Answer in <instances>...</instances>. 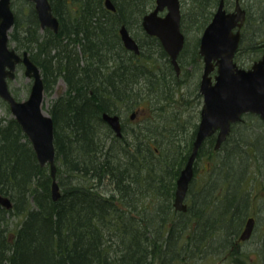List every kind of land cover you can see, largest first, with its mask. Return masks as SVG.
<instances>
[{"label":"trees","instance_id":"16d2710c","mask_svg":"<svg viewBox=\"0 0 264 264\" xmlns=\"http://www.w3.org/2000/svg\"><path fill=\"white\" fill-rule=\"evenodd\" d=\"M49 2L59 21L56 33L48 28L39 31L33 8L26 23L15 14L9 41L18 52L28 51L40 68L44 92L57 79L64 80V91L47 107L54 125L56 178L62 194L57 201L51 199L49 168L40 166L16 119L0 117V193L12 202L9 209L0 205V264L5 259L10 264H167L171 258L172 264H182L184 259L195 261L188 264H205V254L184 248L193 245L189 237L181 240L185 251L180 245L159 254V244L169 249L166 246L177 229L174 216L183 220L178 228L187 230L190 218L198 226L202 213L214 211L221 203L228 207L226 216L241 225L248 209L239 188L245 177L232 167L243 157L237 151L219 156L213 151V137H208L197 159L205 152L219 175L226 167V179L218 185L211 183L209 193L197 194L205 199L202 204L191 205L185 213L174 210L175 180L190 154L197 124L185 131L183 124L173 128L160 119L159 112L173 100L183 80L182 69L177 75L159 40L141 27V16L153 8L154 0H113L115 11L104 8L103 0ZM207 3L194 0L191 4L196 7L192 13L198 22L208 17ZM189 16L181 10L185 43L180 68L182 53L188 49L185 24ZM121 24L137 41L138 54L122 45L118 33ZM193 54L196 57L198 49ZM13 95L21 98L14 91ZM143 103L147 115L138 128L124 127L121 137L102 120L103 112H134ZM0 108L9 111L1 99ZM246 115L238 124L240 141L259 136L264 146V125L256 114L248 117L260 124L257 136L250 135L253 130L241 131ZM245 164L244 160V175L249 168L245 169ZM105 176L108 182L101 186ZM124 182L130 183L127 193L121 187ZM220 189L223 195L218 194ZM200 192H205L204 188ZM188 193L192 199V189ZM215 196L222 202L215 201ZM233 209L236 213L230 211ZM240 225L233 229L219 225L196 244L204 246L213 236L223 234L225 243L219 252H230L233 262L239 264L240 249L232 243L226 245V240ZM107 236L113 238V244H103ZM197 245L194 248L207 251Z\"/></svg>","mask_w":264,"mask_h":264},{"label":"water","instance_id":"95a60500","mask_svg":"<svg viewBox=\"0 0 264 264\" xmlns=\"http://www.w3.org/2000/svg\"><path fill=\"white\" fill-rule=\"evenodd\" d=\"M41 28L53 32L59 29L58 18L53 14L49 0H29ZM11 0H0V98L8 104L10 113L29 139L40 166L48 165L52 178L53 197L59 195L56 182V163L54 146V125L50 115L43 112V81L39 67L31 60L25 50L21 54L8 46V32L14 23ZM107 6H113L107 2ZM161 15L160 12L164 11ZM240 17V13L226 14L220 3L211 23L205 28L200 41L199 52L203 57L204 67L199 83V92L203 97L200 118L192 142L191 153L186 165L177 178V190L174 201L175 209H185L182 200L187 184L192 176V165L203 141L217 131L215 147L217 148L230 131V125L241 119L244 113L257 114L264 122V55L251 68L243 69L233 62L239 33H231V28ZM179 0H155L152 10L143 16L142 27L148 35L159 39L168 54L177 73L179 66L177 56L184 44V35L180 30ZM120 39L127 50L139 52L135 39L128 29L119 28ZM212 59H216L218 69L212 77ZM22 64L24 74L32 79L27 98L17 100L9 91L8 79L15 76L16 65ZM106 122L117 137L121 136V125L116 114L102 113ZM133 117V116H132ZM0 205L9 208L11 200L0 193ZM253 218L247 219L240 239H247L253 227Z\"/></svg>","mask_w":264,"mask_h":264},{"label":"rangeland","instance_id":"374dc122","mask_svg":"<svg viewBox=\"0 0 264 264\" xmlns=\"http://www.w3.org/2000/svg\"><path fill=\"white\" fill-rule=\"evenodd\" d=\"M181 1V10L186 14V16L190 15V17L194 16L192 3L188 2L187 0H180ZM254 6H258L260 9V16L264 17V0H252ZM256 3V4H255ZM11 8L17 13L18 17L20 18V22L23 24L26 23L27 17L28 19L31 18L30 10L33 9L34 5L31 1L28 0H11ZM188 18V21H189ZM197 18V17H196ZM188 23V22H187ZM21 24V25H22ZM20 25V26H21ZM41 29H39L40 31ZM185 34L187 35V44L188 49H185V51L182 53L181 60L183 61V66L181 67L182 72L180 75V78H182L183 83H179V87L176 88V92L173 94L174 98L173 100H170L168 104H166L163 111L159 112L160 119L163 120L167 125L176 128L177 124H183L184 130H187V127H190L192 124H197L199 121V111L201 109L202 99L201 95L198 91V83L200 80V75L202 72V67L199 65L197 55L194 56V50L198 49V39L200 35L201 30H191L188 26L185 29ZM13 29L9 31L12 32ZM10 45L14 46V42L10 41ZM244 46V44H243ZM186 47V48H187ZM248 55V54H245ZM194 59V60H193ZM194 64H192V62ZM240 61L244 62L246 61V58H240ZM195 67V68H194ZM194 69H198V71H194ZM195 72V73H194ZM31 80L26 77V75L23 72L22 65H17L16 71H15V78L11 81H9V87L10 89L15 93L18 94L19 97L25 98L28 94L29 88H30ZM64 80L57 79L56 83L52 88H50L49 91L44 92V96L41 102V108L43 109V112L48 114L47 107L49 103L55 99L61 92L64 91ZM162 104V102H161ZM146 104H142L139 107L135 109V116L131 120H128V115H130V111L125 113H122L124 116V122L126 124L125 128H129V126H137L142 121V119L147 115L146 107L144 106ZM11 115L9 111L5 110V108H0V117L5 118L7 116ZM49 115V114H48ZM127 115V116H126ZM255 119H248L244 120V125L241 129L243 132H250V130L260 131L259 128L260 124L257 122H254ZM248 124V126H247ZM189 125V126H188ZM248 127V130H247ZM247 132V133H248ZM232 135H238L239 131L234 130ZM257 136V134H256ZM183 139H187L186 136L181 135ZM185 141H182L181 144H183ZM233 141H230V143ZM229 145H227L228 147ZM261 152H260V151ZM249 148L246 151L240 154L239 156H242L245 160V169L248 168V171L246 172V175H244L243 165L244 160L241 159V163H237L232 167V169L237 173H243V179L242 183H239L240 190L243 191V197L244 199H249V206L247 211H249L254 217H255V228L253 232V236L250 237L248 241H246L242 248H240V254H239V264H264V146L263 148ZM205 152L203 155L197 159V172H202L204 167H206L207 174L206 177H203L204 182L210 181V184L213 183L215 185H218L222 183L221 181H224L226 178L225 171L226 167L222 169L221 175L216 171L213 165H208L209 161L205 157ZM215 161V160H214ZM209 166V168H208ZM213 174H215L214 177H211ZM220 177L221 180H220ZM232 181V179H231ZM205 186V185H204ZM213 186V185H212ZM203 187L199 188V191H201ZM210 188V187H209ZM213 189V187H212ZM222 190H218V194H222ZM239 190V189H238ZM196 191L197 189H192V194L197 195ZM217 193V192H213ZM214 195V194H212ZM223 195V194H222ZM223 232L222 230H219ZM188 232V230H187ZM191 234V231H189ZM187 237V236H186ZM224 235L221 234L218 237L213 236L210 238L211 242L212 240L215 241V243L222 242L224 239ZM178 244H181V248H183L184 243H181V241L177 242ZM209 245H201L198 244L197 246L201 247L202 249H207V251H202L200 249L192 248L191 246L184 247L191 249L192 252H199L202 256V259L204 260L205 264H235L233 262V256L230 252H219V250H214L218 248V246H212L215 244ZM180 246V245H179ZM178 247V246H177ZM182 249L185 251V249ZM229 251V250H226ZM175 261H178L175 259ZM180 262V261H179Z\"/></svg>","mask_w":264,"mask_h":264},{"label":"flooded vegetation","instance_id":"af4514ba","mask_svg":"<svg viewBox=\"0 0 264 264\" xmlns=\"http://www.w3.org/2000/svg\"><path fill=\"white\" fill-rule=\"evenodd\" d=\"M179 2L181 3L180 0H179ZM193 3H194V0H193ZM206 3H207V5H210V8H209L210 12L208 14V17H206L203 22H198L197 21L198 18H196L195 12H194V16L190 17L189 21L187 19V22L189 23L190 29L191 30H193V29L201 30L200 31V35H199L200 36L199 40H200L205 28L211 23V21H212V19L214 17V14L216 13V11L219 8L220 3H222V9H223L224 13H226V14H233V13H237V12L240 13V17L236 20V22L234 23L235 25L231 28V33L232 34H234L236 32L239 33V39H238V42H237V48L234 51L232 60L236 64V66L239 67V68H243V69L251 68L252 65L264 55V17H259L260 16L259 7L258 6H254L252 0H206ZM10 6H11V3H10ZM195 8L196 7L193 6V9H195ZM12 11H13V9H12ZM13 13H14V18H15V12L13 11ZM14 22H15V20H14ZM187 22L185 24V29L188 26ZM13 25H14V23H13ZM141 27H142V24H141ZM40 29L43 30L44 28H40ZM142 29H143V27H142ZM180 29H181V18H180ZM143 31H144V29H143ZM8 35H9V32H8ZM183 35H184V33H183ZM148 36H152V35H148ZM121 43H122V41H121ZM184 43H185V35H184ZM243 44H244V46H243ZM8 46H9V48H14L13 46L10 45L9 36H8ZM183 49H184V44H183V47H182L181 51L179 52V54L177 56V62L179 64V68L181 66L180 62H179L180 61V57L179 56H180V54H181ZM17 53H19V52H17ZM21 53H19V54H21ZM165 53H166V51H165ZM245 54H248V55H245ZM29 56H30V54H29ZM167 56H168V54H167ZM198 56H199V58H198L199 65H201L202 70H203L204 61H203L202 55L199 52V42H198ZM240 58H246V61L242 62V61H240ZM181 62L183 63L182 60H181ZM194 62L195 61H193L192 64H194ZM211 62H212V66H213V70L211 72V76L213 77L215 75V73L217 72L218 64L216 62V59H212ZM170 63H171V61H170ZM17 65H19V64H17ZM17 65H16V68H17ZM20 65H22V64H20ZM22 67H23V65H22ZM194 71L196 72V71H198V69H194ZM23 72H24V67H23ZM180 72H181V68H180ZM14 78H15V76H14ZM13 79H8L7 80L9 89H10L9 81H11ZM29 79L32 81L31 78H29ZM200 79H201V76H200ZM199 83H200V80H199ZM199 83H198V91H199ZM30 87H31V84H30ZM10 91L13 93L14 90L12 91L10 89ZM199 94L201 95L200 92H199ZM201 99H202V104H203L202 95H201ZM199 113H200V111H199ZM250 114H253V113H244V114H242L243 117L246 115L244 120H248L249 119L248 115H250ZM116 115H118V117H119L121 130H123V128L126 126V124L124 122V116L122 115V113L116 114ZM134 115H135V112H130V115H128V117H127L128 120H130V119L132 120V118H133L132 116H134ZM242 116H241V118H242L241 121L243 120ZM239 123H240V120L235 122V123H232L230 125V131L231 130L240 131L239 126H238ZM243 123H244V121H243ZM263 132H264V129H263ZM256 133H258V131H256ZM216 134H217V132H215V133H213L211 135V137H213L214 144H215V140H216ZM207 190H209V186L204 187V191L205 192H200L199 189H198L196 194H198V196L207 194V192H206ZM244 213H245V215H244V218L241 220V225L239 227V231L236 234H233L231 236V241H230V243L236 245V247L239 248V249L242 248V245L246 241H248L251 236H253V232H254V228H255V217L249 211H244ZM250 217H252L253 221H254L253 227H252V230H251V234H250V236L247 239H244V240L240 239L241 232L243 231V229L245 227L247 219L250 218ZM234 220L235 219H233V221ZM212 242H214V241L212 240Z\"/></svg>","mask_w":264,"mask_h":264},{"label":"bare ground","instance_id":"6f19581e","mask_svg":"<svg viewBox=\"0 0 264 264\" xmlns=\"http://www.w3.org/2000/svg\"><path fill=\"white\" fill-rule=\"evenodd\" d=\"M107 2H109L113 6V9H110L107 6ZM188 2L193 3V0H187V3ZM103 7L106 8L107 10H111V11H115L116 10V6H115L113 0H103ZM92 10H93L94 14L95 13L97 15L100 14V13H98L100 11L97 12L95 9H92ZM151 10H152V8L147 10L141 16V20H142L143 16L146 15L147 13H149ZM240 138H241V136L239 134L238 135H231L228 140L226 138L224 141H222L221 144L217 148L214 145L213 146V151L215 153H217L219 156L228 155L231 151H237V152H239V154L242 155V153L245 150L249 149V148H256L258 150H259V148H261V149L263 148V146L261 145V142L259 141V136L258 137L249 136V137H246V138L242 139L241 141H240ZM230 141H233V142L230 143ZM223 144H224V147H223ZM248 144H251L253 146H250V145L248 146ZM227 145H229V146L227 147ZM221 148H223V149H221ZM187 160H186L184 166L186 165ZM208 161H209L208 165H213L210 160H208ZM196 163H197V159H195L193 161L192 176H191V178H190V180H189V182L187 184V188H186L183 200H182V204L185 205V209L184 210L175 209V207L173 205L174 201H175L176 190H177V179L175 180V189H174V194H173V198H172V206H173L174 210L177 211V212L185 213L191 205L192 206L193 205L197 206L196 204H202V202L205 200V199L197 198L196 195H193L192 199H190V196L188 195L189 194L188 192H189L190 189H195V190L197 189L198 190L201 187L204 188L206 186H211L210 181L204 182L202 180L203 177H206V174H207V171H205L206 167H204L202 172H197L196 171V168H197V164ZM55 179H56V182H57L56 176H55ZM107 182H108V177L105 176V177H103L102 183L100 185L101 186H105L107 184ZM57 184H58V182H57ZM128 184L130 185V183H126V182L121 184V187H122L123 191L126 192V193L129 192V185ZM51 191H52V189L50 188L51 199L53 201L59 200L60 197H61V194H62L61 187L58 185L59 195L56 198L53 197V194H52ZM240 191H241L242 200H243L242 203L243 204L248 203V206H249V199H244L243 191L242 190H240ZM206 192L209 193L208 191H206ZM208 196H206L204 198H207ZM214 199H216L215 201H219L216 198V196H215ZM222 200L223 199H221L219 202H222ZM225 204L221 203L220 205H218L217 208L214 209V211H212V212H210V211L208 212L207 211V214H205V212H203L202 213L203 215H201V217L199 218L198 226H197L196 220H194V218H190V221H189V224H188L189 229H187V230L188 231H195L192 234H188V232H187V230L185 228H178L179 224H181L183 222V220H180V215L174 216L173 217V222H174V225L177 226V229L174 231V234L172 235V238L170 239L169 244L166 246L169 249H167V248L164 249V248H162L161 244H159V247H161V248H160V250H158V253L165 255L166 253L173 251L175 247L181 245V244L177 243L178 241L187 239L188 237L190 238V242L193 245H187L185 247L191 246L193 248L194 246L197 245L196 243H199L202 239H204L207 236V234L211 230H213V228H215V227H217L219 225H226L225 229H227V228L228 229H233L236 226L240 225L238 223L237 219H235L233 221V219H230L231 216L230 217L226 216L227 215V211H228V207ZM11 207H12V202H11V206L9 208H11ZM9 208H7V209H9ZM230 211H233V212L236 213L237 209H235V210L233 209V210H230ZM181 218H183V217H181ZM229 220H231V222L228 224ZM195 228H196V230H195ZM230 235H231V233H230ZM230 241H231V237H229L226 240V242H227L226 245H228L230 243ZM113 243H114V240H113L112 237H108L107 236L106 238L103 239V244L104 245H110V244H113ZM224 243H225V241L224 242H219V243L216 242L212 246V248L214 246H216V245L218 246V248L213 249V251L222 249ZM209 244H213V243L212 242L206 243V245H209ZM193 262H195L193 259H184V261H182V264H188V263H193ZM2 264H10V262L7 259H5V260H3ZM167 264H172V258L170 259L169 262H167Z\"/></svg>","mask_w":264,"mask_h":264}]
</instances>
